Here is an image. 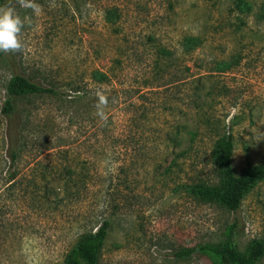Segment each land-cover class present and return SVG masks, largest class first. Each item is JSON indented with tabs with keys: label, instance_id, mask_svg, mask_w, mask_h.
Masks as SVG:
<instances>
[{
	"label": "rangeland",
	"instance_id": "1",
	"mask_svg": "<svg viewBox=\"0 0 264 264\" xmlns=\"http://www.w3.org/2000/svg\"><path fill=\"white\" fill-rule=\"evenodd\" d=\"M35 2L39 15L2 3L30 22L22 47L0 52V110L14 73L63 93L14 100L13 165L0 112V264H63L103 221L98 264H218L171 254L220 244L232 226L240 252L264 241V180L236 213L186 192L218 183L223 136L236 172L264 166V0H246L245 14L231 0ZM187 38L200 43L187 50Z\"/></svg>",
	"mask_w": 264,
	"mask_h": 264
},
{
	"label": "trees",
	"instance_id": "2",
	"mask_svg": "<svg viewBox=\"0 0 264 264\" xmlns=\"http://www.w3.org/2000/svg\"><path fill=\"white\" fill-rule=\"evenodd\" d=\"M6 0H0V4ZM233 10L240 14L250 12L246 0H231ZM119 17L116 7L104 13L105 21H117ZM264 19V14L258 17ZM200 43L198 38H187L184 45L187 50L192 49ZM106 75L94 73L93 80L103 82ZM63 92L53 86H47L40 82L29 79L20 73H14L6 85V99L0 110L5 117L8 128L7 150L13 165L18 153L21 151L20 122L16 117L14 100L27 96L51 95L59 96ZM234 142L231 136L226 135L219 138L214 146L211 163L218 178L216 185L205 183H194L186 186L187 194L195 199L216 204L228 212L236 213L241 206L244 197L261 181L264 180V166H248L236 172L232 163ZM109 223L103 221L94 231L82 234L75 245L69 250L64 258L63 264H98V257L107 235ZM233 226L229 228V238L220 244L199 245L193 248H181L173 251L171 256L175 259L187 260L192 255H208L215 258L218 264H258L264 256V241H251L244 252L237 250L231 241Z\"/></svg>",
	"mask_w": 264,
	"mask_h": 264
},
{
	"label": "clouds",
	"instance_id": "3",
	"mask_svg": "<svg viewBox=\"0 0 264 264\" xmlns=\"http://www.w3.org/2000/svg\"><path fill=\"white\" fill-rule=\"evenodd\" d=\"M19 7L31 9L34 15H39L41 7L35 0H16ZM30 22L25 16L23 19L16 9L10 5L0 4V52L16 51L22 47L19 34L25 22Z\"/></svg>",
	"mask_w": 264,
	"mask_h": 264
}]
</instances>
